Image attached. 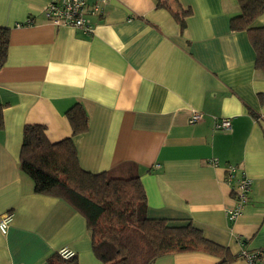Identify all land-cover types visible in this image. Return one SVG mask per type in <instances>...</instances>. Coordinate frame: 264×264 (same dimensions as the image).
<instances>
[{
    "label": "crops",
    "instance_id": "crops-1",
    "mask_svg": "<svg viewBox=\"0 0 264 264\" xmlns=\"http://www.w3.org/2000/svg\"><path fill=\"white\" fill-rule=\"evenodd\" d=\"M49 0H0L7 29L0 66V264H45L61 248L78 264L93 254L85 218L59 197L33 192L19 169L24 125L45 127L49 142L71 137L83 171L137 175L145 214L168 226L192 225L226 254L177 252L153 264H249L240 250L264 247V74L246 30H232L238 0H167L189 9L182 29L157 0H110L89 17L92 33L57 27ZM31 19V23L27 20ZM264 27V10L252 23ZM80 104L86 131L72 135L66 112ZM193 111L202 117L190 123ZM229 118L216 129L214 118ZM237 169L229 181L227 166ZM251 180L240 215L228 220L232 186Z\"/></svg>",
    "mask_w": 264,
    "mask_h": 264
},
{
    "label": "trees",
    "instance_id": "trees-1",
    "mask_svg": "<svg viewBox=\"0 0 264 264\" xmlns=\"http://www.w3.org/2000/svg\"><path fill=\"white\" fill-rule=\"evenodd\" d=\"M166 1L157 0V6L171 11L183 29L190 10L172 11ZM238 4L241 14L231 19L230 28L248 32L256 51L255 68L264 74V27L252 26L264 10V0H238ZM7 42V29L0 28V66L5 62ZM2 109L0 105V129ZM66 116L72 135L87 130L88 116L82 105H73ZM44 130L43 125H24L19 169L31 179L34 193L62 198L85 218L92 252L102 264H153L159 257L187 251L226 254L222 246L206 239L192 225L168 226L164 219L147 218L145 192L137 175L124 178L111 171H83L71 137L51 143ZM45 264L78 261L75 255L63 259L55 252Z\"/></svg>",
    "mask_w": 264,
    "mask_h": 264
},
{
    "label": "built area",
    "instance_id": "built-area-1",
    "mask_svg": "<svg viewBox=\"0 0 264 264\" xmlns=\"http://www.w3.org/2000/svg\"><path fill=\"white\" fill-rule=\"evenodd\" d=\"M110 0H49L43 9V15L53 25L57 27H73L90 34L93 26L89 23V17L95 16L99 18L103 14L105 5ZM31 23V19L27 20ZM202 117V112L193 111L189 119L190 123L198 121ZM214 127L216 129H229V118L214 119ZM236 167L227 166L229 181ZM251 189V180L244 174L236 178L234 186H232L234 204L228 207L225 212L228 220L234 221L241 213L244 204L247 202ZM12 220V212L6 211L0 215V231L5 233ZM58 254L63 259H68L75 255V252L68 248H61ZM238 257L244 259L249 264H264V247L253 250H240Z\"/></svg>",
    "mask_w": 264,
    "mask_h": 264
}]
</instances>
